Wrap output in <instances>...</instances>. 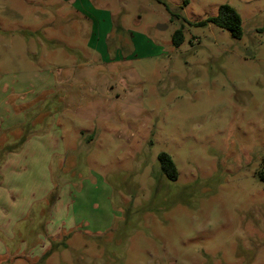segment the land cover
<instances>
[{"label":"rangeland","instance_id":"obj_1","mask_svg":"<svg viewBox=\"0 0 264 264\" xmlns=\"http://www.w3.org/2000/svg\"><path fill=\"white\" fill-rule=\"evenodd\" d=\"M80 1L0 0L4 89L48 76V93L67 81V96L98 98L78 114L73 99L67 111L50 102L27 116L35 131L59 122L70 155L48 171L81 196L77 225L44 234L50 211L34 201L11 237L0 234V264H264V0H162L169 10L158 0H86L87 13ZM221 4L239 14V38L207 22ZM94 19L101 30L122 22L157 53L120 41L105 61L89 51ZM77 130L93 138L75 147Z\"/></svg>","mask_w":264,"mask_h":264},{"label":"crops","instance_id":"obj_2","mask_svg":"<svg viewBox=\"0 0 264 264\" xmlns=\"http://www.w3.org/2000/svg\"><path fill=\"white\" fill-rule=\"evenodd\" d=\"M86 0H81L79 2L78 10L87 13L86 10H91L85 6ZM90 21V20H89ZM108 26L106 29L101 30V22L92 20L90 25L95 28V31L90 29V34L97 35V37L92 36L95 43L90 44L89 48L96 52L100 57L105 58L109 57L110 54H113L114 57H117L121 50L119 48V42L130 41V46H133V50L143 48V55L156 54L158 48L147 43L143 36L134 35L132 38L129 34V30L125 28L123 23L120 22V26L115 29L112 28V22L107 21ZM115 37V42L112 43L109 47L104 42L112 36ZM127 37L129 38L127 40ZM101 42V44H99ZM142 48V49H141ZM110 52V53H109ZM106 61V60H105ZM115 61H118L117 59ZM21 82L23 84H21ZM37 83V84H35ZM58 87H54L51 84L49 88L53 90L48 93V76H40L33 81L29 79L25 80H14L12 81V87L4 89V82L0 83V139H4L6 133L13 131L16 128H22L26 126L27 131L29 132L28 138L23 143L21 149L18 152H9L3 159L0 164V234L12 235V224H14L19 218H22L31 204L36 200H43L42 206L50 211L48 214V220L43 224L44 231L43 233H50V230L55 228V232L59 231L62 228H75L77 225L76 222V211H75V200L80 199L81 196H75L72 191L75 187L74 184L68 183L65 181L66 178L60 175L55 181H52V175L48 171L50 161L52 158L58 160V166L60 171L65 169V157H67V144L65 139L62 137V129L58 127L55 123L52 125V118L49 119V123L46 124L43 130L35 131L31 128V125L27 116L37 108V106L45 105L49 109V103L54 106V104L61 106V110L64 109L67 111V104L73 99H77L75 114H78V110H83L84 106L90 107L94 102H98V98L95 96L93 100L89 95L79 98L78 94L74 96H67L69 92L68 82H56ZM36 85V86H34ZM34 86V89L32 87ZM39 86V87H38ZM89 88V87H88ZM4 89V90H3ZM88 91L87 88H84ZM11 92L9 93V91ZM92 90V88H91ZM8 91L7 96H4V93ZM34 91V92H33ZM72 92V91H70ZM16 95L8 96V95ZM25 94V97L22 98L19 95ZM41 96V97H40ZM38 97L39 100H38ZM77 97V98H75ZM107 101H104V103ZM65 106V107H64ZM55 112L56 110L53 109ZM52 112V110H51ZM53 113L51 116L55 117ZM85 113L80 114L81 119L86 121H94L90 119ZM55 119V118H54ZM106 122V121H104ZM57 126V128H56ZM63 132V131H62ZM88 139L85 138L83 130H77L74 132L73 146L84 143L85 141L93 138L92 134L87 135ZM83 140V141H82ZM85 140V141H84ZM80 153V152H79ZM77 159V158H76ZM34 168L35 169L34 171ZM42 170L44 173H42ZM49 172V173H48ZM62 176V177H61ZM93 180V177H89ZM61 180V182H57ZM57 182V183H56ZM97 183V181H94ZM77 184V183H76ZM54 187H57V197L55 202L51 207L46 206V196L53 190ZM108 190L104 196H109ZM12 196H15L14 198ZM81 204L80 201H77ZM6 210V212L4 211ZM83 210V207L82 209ZM78 216V215H77ZM51 230V231H52ZM46 237V236H45ZM38 245V244H37ZM35 245V246H37ZM33 246L32 248H34ZM5 251V247L0 238V253Z\"/></svg>","mask_w":264,"mask_h":264},{"label":"trees","instance_id":"obj_3","mask_svg":"<svg viewBox=\"0 0 264 264\" xmlns=\"http://www.w3.org/2000/svg\"><path fill=\"white\" fill-rule=\"evenodd\" d=\"M162 3V0H158ZM165 8L169 10L167 4L163 2ZM207 22L211 23L212 25L226 29L230 32L231 36L234 38H239L242 35L241 29V19L237 11L228 4H221L218 7L216 15L210 17ZM201 23V22H200ZM172 42L174 46H179L182 43V32L181 29H177L174 31L172 35ZM48 114H52L49 110ZM50 118V117H48ZM20 132L18 134H14L10 130V132L6 133L4 139H0V164L9 152H18L25 140L28 138L29 132L27 131L26 126H22L19 128ZM12 132V133H11ZM8 138H10L8 140ZM158 161L160 163V167L164 174L170 180H176L178 176L177 169L171 156L165 152H161L158 154ZM261 179L264 180V152L261 156V171L259 173ZM1 180V176H0ZM57 197V187H54L53 190L48 194L46 199V206L51 207L52 204L55 202ZM45 210H48L45 209Z\"/></svg>","mask_w":264,"mask_h":264},{"label":"water","instance_id":"obj_4","mask_svg":"<svg viewBox=\"0 0 264 264\" xmlns=\"http://www.w3.org/2000/svg\"><path fill=\"white\" fill-rule=\"evenodd\" d=\"M158 28H159V29H162L161 26H159V25H158Z\"/></svg>","mask_w":264,"mask_h":264}]
</instances>
